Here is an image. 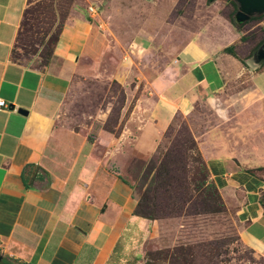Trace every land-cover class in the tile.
<instances>
[{
    "label": "crops",
    "instance_id": "1",
    "mask_svg": "<svg viewBox=\"0 0 264 264\" xmlns=\"http://www.w3.org/2000/svg\"><path fill=\"white\" fill-rule=\"evenodd\" d=\"M123 1L132 6L123 19V70L113 76L126 91L123 125L117 136L102 132L91 141L60 119L74 80L90 70L85 62L110 48L97 8L91 14L76 3L49 63L36 67L12 57L29 0H0V98L9 105L0 112L1 260L144 264L155 225L136 215L123 166L150 159L178 116L229 100L241 107L217 111L199 149L210 180L236 210L241 243L264 260V61L254 59L264 43L253 52L264 34L240 55L235 47L246 35L231 21L218 22L217 43L204 42L200 31L176 39L160 30L157 13L142 11L144 0ZM224 27L228 44L220 43ZM247 75L250 86L232 96L231 84Z\"/></svg>",
    "mask_w": 264,
    "mask_h": 264
},
{
    "label": "rangeland",
    "instance_id": "2",
    "mask_svg": "<svg viewBox=\"0 0 264 264\" xmlns=\"http://www.w3.org/2000/svg\"><path fill=\"white\" fill-rule=\"evenodd\" d=\"M53 2L56 5L54 9ZM144 2L142 11L151 15L157 13L162 23L159 27L164 34L187 39L200 31L202 40L208 43L217 41L213 30L220 28L218 22L227 23L231 17L235 19L239 9L234 0ZM76 3L86 8H97L99 16L97 14L96 18L102 17L107 24L101 31L106 34L110 48L99 58L85 62L89 63L90 70L74 80L60 125L83 132L95 141L102 132L117 136L123 125L126 91L113 76L123 70V19L128 18L125 8L132 5L123 0H34L30 7L31 15L16 46L15 58L25 64L42 67L52 53L61 22ZM233 3L238 9L235 10ZM56 9L57 16L53 11ZM224 30V38L218 41L228 44L231 36L225 27ZM241 30L248 41L235 49L244 55L243 48L249 51L251 44L263 37L264 17L245 24ZM41 39L45 45L33 57ZM231 85L229 92L236 96L250 86L249 76H242ZM239 107L240 102L233 104L231 100L225 108L216 110L198 104L191 115H180L174 120L150 159L132 157L123 166V177L135 189L136 212L151 217L152 220H148L155 225L146 242L144 264H264L262 258L241 243V226L236 210L225 204L213 185L199 149L201 136L218 123L216 112H236ZM98 153H104L100 146ZM165 155L178 162L179 174L167 191L156 190L153 185L155 172L149 173L151 161L154 159L159 164Z\"/></svg>",
    "mask_w": 264,
    "mask_h": 264
},
{
    "label": "trees",
    "instance_id": "3",
    "mask_svg": "<svg viewBox=\"0 0 264 264\" xmlns=\"http://www.w3.org/2000/svg\"><path fill=\"white\" fill-rule=\"evenodd\" d=\"M33 1H34V0H29V5H28L27 9L25 10V13H24V16H23V20H22V22H21V26H20V29H19V33H18V36H17V40H16V44H15V48H14V50H13V56H12V57H13V61H15V62H17V63H19V64H24V63H23L22 61H20L18 58H15V50H16L17 43L19 42L20 37H21V35H22L21 31L24 29L26 23H27L28 20H29L30 15H31L30 7H31ZM48 1L50 2V0H48ZM233 5L235 6V10L238 9L236 3H233ZM52 7H53V9L56 7V5H55L54 2L52 3ZM53 11H54V13H55V15H56V12H55V11H57V9H56V10H53ZM68 15H69V13H68ZM68 15H67L66 18L61 22V26H60V29H59L58 35H57V37H56V39H55V41H54V45H53L52 53H51L50 57L47 59V61L45 62V64H44L43 66H46V65L49 63V61H50V59H51V57H52V55H53L54 48H55V46H56V44H57V42H58L59 34H60V32H61V29L63 28V25H64L66 19L68 18ZM56 16H57V15H56ZM263 17H264V15L254 16V17L251 18L250 21L245 22V23H242V24H238V23H236V20H235L233 17L230 18V21H231V23L236 27V29H237L238 31L242 32L241 29H242V27H243L245 24H247V23H249V22H252L254 19H259V18H263ZM263 34H264V32H263ZM45 40H46V38H45ZM242 41H243V42H247V41H248V38H247L246 36H243V37H242ZM263 43H264V37H263V40L260 42V44H259L257 47L254 48L253 52H255V51H256V50H257V49H258ZM44 45H45V41H44V39H41L40 42H39V44H38V49L35 50V53H34V56H33V57H36V56H37L39 50H40L41 47H43ZM225 52L228 53V54H232V55H234V47L226 48V49H225ZM43 66H42V67H43ZM170 127H171V126H170ZM170 127H169V128H170ZM168 130H169V129H168ZM168 130H167V131H168ZM166 133H167V132H166ZM158 161H159V160H158ZM156 162H157V161L154 160V159L151 161V166H150V170H149V173L155 172V178L153 179V185H155V189H156V190H165V191H167L168 188L172 186V183H173L172 181H173V179H174V178H175V180L177 179L176 177H177L178 174H179V168H180V165H179L178 162H176L173 158L168 157V155H165L164 158L161 159V161L159 162V164L156 163ZM203 163H204V165H205L206 172H207V174H208V176H209V171H208V169H207V166H206L205 162H203ZM209 178H210V177H209ZM212 183H213V182H212ZM213 185H214V183H213ZM214 186H215V185H214ZM215 188H216V186H215ZM216 189H217V188H216ZM136 210H137V208H136ZM135 213H136V215H138V216H140V217H142V218L151 219V217L143 216L142 214H138L136 211H135ZM151 220H152V219H151ZM0 264H11V262H9V261L6 260V259H3V260L0 261Z\"/></svg>",
    "mask_w": 264,
    "mask_h": 264
},
{
    "label": "water",
    "instance_id": "4",
    "mask_svg": "<svg viewBox=\"0 0 264 264\" xmlns=\"http://www.w3.org/2000/svg\"><path fill=\"white\" fill-rule=\"evenodd\" d=\"M211 1L213 2L214 0ZM234 1L239 6V9L235 15V20L236 23L238 24L245 23L256 15H264V0H234ZM254 59L256 60L257 64L264 61V45L254 55ZM1 259L2 258L0 257V260Z\"/></svg>",
    "mask_w": 264,
    "mask_h": 264
},
{
    "label": "built area",
    "instance_id": "5",
    "mask_svg": "<svg viewBox=\"0 0 264 264\" xmlns=\"http://www.w3.org/2000/svg\"><path fill=\"white\" fill-rule=\"evenodd\" d=\"M88 10L91 14H96V10L94 7H89ZM7 109H9V105L2 98H0V112Z\"/></svg>",
    "mask_w": 264,
    "mask_h": 264
}]
</instances>
